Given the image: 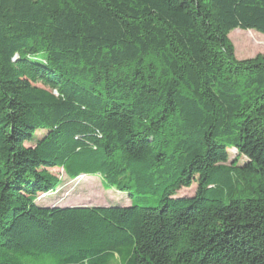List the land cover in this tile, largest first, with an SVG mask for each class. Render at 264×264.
<instances>
[{
    "label": "trees",
    "instance_id": "trees-1",
    "mask_svg": "<svg viewBox=\"0 0 264 264\" xmlns=\"http://www.w3.org/2000/svg\"><path fill=\"white\" fill-rule=\"evenodd\" d=\"M236 29L264 0H0V264H264V57ZM52 169L131 204L41 205Z\"/></svg>",
    "mask_w": 264,
    "mask_h": 264
},
{
    "label": "rangeland",
    "instance_id": "rangeland-1",
    "mask_svg": "<svg viewBox=\"0 0 264 264\" xmlns=\"http://www.w3.org/2000/svg\"><path fill=\"white\" fill-rule=\"evenodd\" d=\"M234 48L235 56L238 60L256 59L264 57V34L254 30L236 29L229 35ZM45 135L44 131H39L38 138ZM231 160L237 157L235 149L230 150ZM246 161L241 157L240 164ZM61 178V184L49 195H41L37 202L41 205L58 206H129L131 200L128 193L121 192L116 188L106 189L103 186L100 176H81L78 179L68 178L60 169L51 170ZM197 184L191 188L178 192V196L191 197L195 195Z\"/></svg>",
    "mask_w": 264,
    "mask_h": 264
},
{
    "label": "built area",
    "instance_id": "built-area-1",
    "mask_svg": "<svg viewBox=\"0 0 264 264\" xmlns=\"http://www.w3.org/2000/svg\"><path fill=\"white\" fill-rule=\"evenodd\" d=\"M81 176H85V175H81ZM81 176H80V177H81ZM77 179H78V178H77Z\"/></svg>",
    "mask_w": 264,
    "mask_h": 264
},
{
    "label": "water",
    "instance_id": "water-1",
    "mask_svg": "<svg viewBox=\"0 0 264 264\" xmlns=\"http://www.w3.org/2000/svg\"><path fill=\"white\" fill-rule=\"evenodd\" d=\"M85 207V206H84ZM87 207V206H86Z\"/></svg>",
    "mask_w": 264,
    "mask_h": 264
}]
</instances>
